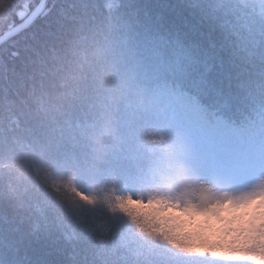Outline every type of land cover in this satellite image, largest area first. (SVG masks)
Returning <instances> with one entry per match:
<instances>
[{
    "label": "trees",
    "instance_id": "obj_1",
    "mask_svg": "<svg viewBox=\"0 0 264 264\" xmlns=\"http://www.w3.org/2000/svg\"><path fill=\"white\" fill-rule=\"evenodd\" d=\"M39 2L0 0V37ZM204 154L215 185L264 170V0H45L0 44V264H264V204L180 199L167 182ZM129 200L187 218L157 232ZM181 227L245 246L187 251Z\"/></svg>",
    "mask_w": 264,
    "mask_h": 264
},
{
    "label": "rangeland",
    "instance_id": "obj_2",
    "mask_svg": "<svg viewBox=\"0 0 264 264\" xmlns=\"http://www.w3.org/2000/svg\"><path fill=\"white\" fill-rule=\"evenodd\" d=\"M179 99L180 101L175 105L177 107V113L175 112V114L177 116L180 114L182 119H185L189 123V127L194 130L201 124V117L199 116L200 113L196 103L194 100H189L185 97H180ZM191 110L194 111V114H190ZM212 132V129L206 130L205 135L209 136ZM211 158L206 154L196 158H191L189 155L180 157L175 160L176 166L168 175L167 182L173 187H177V184L181 182L185 189L197 187L201 192L199 198L206 204L225 203L228 201L246 202L250 199L264 196V170H259L260 166L258 167L257 162H250L246 164L247 166L245 164L240 165L239 170L241 173L244 172V176L237 179L230 189L229 178L224 173V163L222 172L225 175L222 174V177H216L221 178L223 184H214L211 176L213 172V161Z\"/></svg>",
    "mask_w": 264,
    "mask_h": 264
},
{
    "label": "clouds",
    "instance_id": "obj_3",
    "mask_svg": "<svg viewBox=\"0 0 264 264\" xmlns=\"http://www.w3.org/2000/svg\"><path fill=\"white\" fill-rule=\"evenodd\" d=\"M176 196L180 199L194 200L201 196V192L195 186L185 189L181 182L177 184ZM251 203L254 207L264 204V196L257 197ZM126 206L130 209L135 210L136 213L155 217L157 223L159 224L157 232L163 231L166 228L170 227V225L164 223V221L169 217H177L180 220H184L187 218L184 213L175 212L171 208L167 209L166 211H160V205L156 202L140 203L137 200H129L126 202ZM223 207H227V205L225 204L223 205ZM261 223H264V220L257 219L254 222L253 226L258 227ZM233 227L235 226L233 225ZM186 233L188 234V236L185 239ZM245 235H247V233H245ZM171 236L174 238V240H184L185 250L192 252H204L210 249H214L215 251L213 252V254H216V252L225 253L230 248H239L245 246L243 245V236H238L235 231L228 232L225 235L223 232L212 229L196 234L187 227H181L172 230Z\"/></svg>",
    "mask_w": 264,
    "mask_h": 264
},
{
    "label": "water",
    "instance_id": "obj_4",
    "mask_svg": "<svg viewBox=\"0 0 264 264\" xmlns=\"http://www.w3.org/2000/svg\"><path fill=\"white\" fill-rule=\"evenodd\" d=\"M44 1L45 0H40L36 9L33 11V13L27 19H25L24 21L19 23L17 26L12 28L10 31H8L4 35H2L0 37V44L5 42L6 40L10 39L11 37H13L15 34L19 33L26 26H28L32 21H34L37 18V16L39 15Z\"/></svg>",
    "mask_w": 264,
    "mask_h": 264
}]
</instances>
